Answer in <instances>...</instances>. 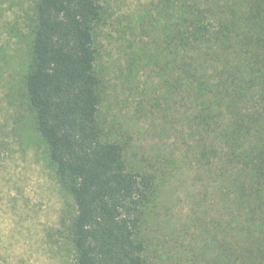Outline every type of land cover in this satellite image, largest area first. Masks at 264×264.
<instances>
[{"label":"trees","instance_id":"1","mask_svg":"<svg viewBox=\"0 0 264 264\" xmlns=\"http://www.w3.org/2000/svg\"><path fill=\"white\" fill-rule=\"evenodd\" d=\"M162 68L187 153L212 183L213 264H264V0H165ZM27 105L75 214L74 264H146L153 180L131 169L99 119L96 0H33ZM207 187L205 191L207 194Z\"/></svg>","mask_w":264,"mask_h":264},{"label":"rangeland","instance_id":"2","mask_svg":"<svg viewBox=\"0 0 264 264\" xmlns=\"http://www.w3.org/2000/svg\"><path fill=\"white\" fill-rule=\"evenodd\" d=\"M96 1L103 17L95 45L104 135L154 183L143 209L146 264H213L214 185L176 139L178 112L169 107L174 98L161 65L165 0ZM32 3L0 0V264H74L68 235L74 205L56 183L24 92Z\"/></svg>","mask_w":264,"mask_h":264}]
</instances>
